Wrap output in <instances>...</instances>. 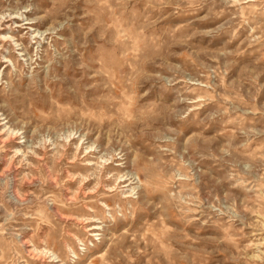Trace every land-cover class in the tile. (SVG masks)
I'll return each instance as SVG.
<instances>
[{"label":"rangeland","instance_id":"1","mask_svg":"<svg viewBox=\"0 0 264 264\" xmlns=\"http://www.w3.org/2000/svg\"><path fill=\"white\" fill-rule=\"evenodd\" d=\"M0 264H264V0H0Z\"/></svg>","mask_w":264,"mask_h":264}]
</instances>
